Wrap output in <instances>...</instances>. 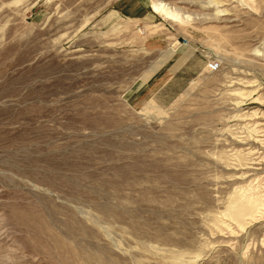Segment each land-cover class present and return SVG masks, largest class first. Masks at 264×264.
Masks as SVG:
<instances>
[{"label":"rangeland","instance_id":"374dc122","mask_svg":"<svg viewBox=\"0 0 264 264\" xmlns=\"http://www.w3.org/2000/svg\"><path fill=\"white\" fill-rule=\"evenodd\" d=\"M0 264H264V0H0Z\"/></svg>","mask_w":264,"mask_h":264},{"label":"crops","instance_id":"0c3cea01","mask_svg":"<svg viewBox=\"0 0 264 264\" xmlns=\"http://www.w3.org/2000/svg\"><path fill=\"white\" fill-rule=\"evenodd\" d=\"M153 81H154V80H153ZM151 86H152V88H151L152 91H151V92H152L153 94H155V93L158 91V89H159V87H160L161 85L156 84V82H155V83H153V84L151 83Z\"/></svg>","mask_w":264,"mask_h":264},{"label":"built area","instance_id":"2783aa9c","mask_svg":"<svg viewBox=\"0 0 264 264\" xmlns=\"http://www.w3.org/2000/svg\"><path fill=\"white\" fill-rule=\"evenodd\" d=\"M217 63L215 62V61H210L209 63H208V67L211 69V70H216V68H217Z\"/></svg>","mask_w":264,"mask_h":264},{"label":"bare ground","instance_id":"6f19581e","mask_svg":"<svg viewBox=\"0 0 264 264\" xmlns=\"http://www.w3.org/2000/svg\"><path fill=\"white\" fill-rule=\"evenodd\" d=\"M153 8L156 12L164 13L163 10L156 4H153Z\"/></svg>","mask_w":264,"mask_h":264}]
</instances>
